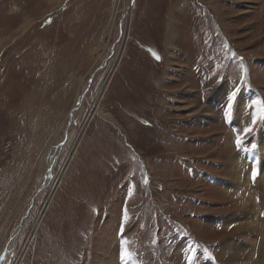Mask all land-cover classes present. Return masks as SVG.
<instances>
[{
    "label": "rangeland",
    "instance_id": "rangeland-1",
    "mask_svg": "<svg viewBox=\"0 0 264 264\" xmlns=\"http://www.w3.org/2000/svg\"><path fill=\"white\" fill-rule=\"evenodd\" d=\"M263 172L264 0H0V264H262Z\"/></svg>",
    "mask_w": 264,
    "mask_h": 264
},
{
    "label": "bare ground",
    "instance_id": "bare-ground-1",
    "mask_svg": "<svg viewBox=\"0 0 264 264\" xmlns=\"http://www.w3.org/2000/svg\"><path fill=\"white\" fill-rule=\"evenodd\" d=\"M126 11H127V13H128V11H129V8L127 7V9H126ZM110 79V78H109ZM109 79H106V81H105V86L102 88V92H104L105 90H104V88H106L107 87V84H108V81H109ZM82 81V80H81ZM93 109V108H92ZM94 111V110H93ZM72 152V151H71ZM254 159H256L255 157H253V158H251V162H250V164L254 167V169L256 168L255 167V164H254V162H253V160ZM254 164V165H253ZM257 164H259V163H257ZM251 165H249V167H248V169H250V171L249 172H251ZM259 168V167H258ZM249 172L247 173V177L246 178H248L249 177ZM264 173V172H263ZM239 174H234V176H233V183H236L237 182V185H239L240 184V180H239ZM260 178V177H259ZM249 179V178H248ZM247 179V180H248ZM247 182H249V181H247ZM246 183V182H245ZM250 183V182H249ZM229 246H231V243L230 242H227V244H225V251L227 252V253H230L228 256V261H230V263L231 264H239L238 263V259L242 256V254L241 253H239V251H237V253H236V255L233 253V252H231V249H229ZM222 249V248H221ZM114 251V250H113ZM117 252V251H116ZM111 254V253H110ZM263 254V253H262ZM252 255V254H251ZM221 256V255H220ZM236 257H237V260H236ZM252 257V256H251ZM220 259H221V257H220ZM110 260V255L107 257V260H105L104 262H103V264H112V262L111 261H109ZM222 260V259H221ZM263 260V259H262ZM115 261V260H114ZM250 261L251 260H249V262H248V264L250 263ZM115 263V262H114ZM223 263H225V262H223ZM222 263V264H223ZM243 263H245V262H243Z\"/></svg>",
    "mask_w": 264,
    "mask_h": 264
},
{
    "label": "snow or ice",
    "instance_id": "snow-or-ice-1",
    "mask_svg": "<svg viewBox=\"0 0 264 264\" xmlns=\"http://www.w3.org/2000/svg\"><path fill=\"white\" fill-rule=\"evenodd\" d=\"M157 59H159V57H157ZM253 123H255V121H254ZM249 131H250V129H249ZM127 256H128V253H127V251H125V252L122 254V256H121V259L124 260V259L127 258Z\"/></svg>",
    "mask_w": 264,
    "mask_h": 264
}]
</instances>
